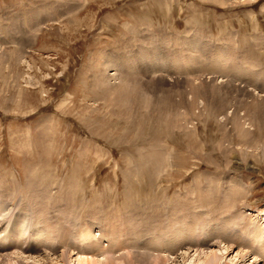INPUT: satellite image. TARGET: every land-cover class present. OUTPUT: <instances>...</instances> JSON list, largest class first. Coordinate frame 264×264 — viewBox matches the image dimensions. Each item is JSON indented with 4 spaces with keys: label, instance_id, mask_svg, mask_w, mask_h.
Here are the masks:
<instances>
[{
    "label": "rangeland",
    "instance_id": "obj_1",
    "mask_svg": "<svg viewBox=\"0 0 264 264\" xmlns=\"http://www.w3.org/2000/svg\"><path fill=\"white\" fill-rule=\"evenodd\" d=\"M108 61L121 71L153 69L155 75L138 77L135 85L147 83L152 101L169 95L178 106L160 140L102 97L101 82L114 73ZM241 101L264 117V0H0L1 219L29 223L33 207L47 224L62 219L73 238L58 244L54 233L55 255L85 247L74 236L90 224L99 243L115 238L134 245L123 251L117 244L105 259H127L153 254L146 244L154 238L165 244L161 228L172 219L207 211L212 225L226 209L239 214L233 233L248 225L236 234L253 247L252 258L264 244L251 232L264 229V163L245 158L236 131L221 125L233 113L243 117ZM212 108H220L219 117L209 114ZM146 111L149 119L164 116ZM261 147L248 152L263 159ZM155 150L162 159L146 162ZM235 163L241 168H231ZM231 192H239L234 208L223 199ZM6 226L0 246L10 241ZM145 226L152 232L140 242L131 232ZM19 239L28 240V233ZM158 253L151 258L168 254Z\"/></svg>",
    "mask_w": 264,
    "mask_h": 264
},
{
    "label": "bare ground",
    "instance_id": "obj_2",
    "mask_svg": "<svg viewBox=\"0 0 264 264\" xmlns=\"http://www.w3.org/2000/svg\"><path fill=\"white\" fill-rule=\"evenodd\" d=\"M224 58H225L224 56L219 57L218 58L219 61L217 62L223 63L225 61ZM16 59H17V56H16ZM108 63L109 61L107 62L106 67L109 69L113 68V70L111 69L110 70L113 71L114 73L109 75V77L105 79V82H103V80L101 82L102 84L104 83V87L100 88V90L102 91V97L105 98L104 100L108 102L110 99H112L111 102L112 103L114 102L118 110L120 108H123L122 110L126 111V113H123V114H128L129 117H132L134 119L136 117V119L140 120V124L142 127L141 129H145V130L147 129L148 131L153 132V135L151 137L152 140H160V137L162 136L160 132L164 130L167 124H169V121L171 119L170 116L173 114L174 107L178 108V106H176L175 103L172 102V99L169 98V95H166L164 99H160V100H155L154 95H153L152 98L154 99V101H152V99L150 98L151 96L146 94L148 91L147 83H141L142 85L140 86L135 85L136 84L135 81L138 80V77H143L147 79L148 75L149 76L150 74L155 75V74H152L153 69L151 71H148L146 70L148 69L147 67L145 68V70L141 68H140L141 70L140 69L135 70V68L131 69L132 67H129L128 71H121L120 69L121 67H117L116 65L115 67L114 65H110ZM109 81L112 82V84L110 83L111 84L110 87L105 84V83H108ZM141 86H143V88ZM242 92L247 95L246 91L243 90ZM195 95H196V92H195ZM100 101H102V98ZM242 102L243 101L240 102L239 109L240 111H243L244 114H243V117L240 119L246 120V123L249 125V127H247V129L244 130L243 122L242 123L240 122L238 115L237 114L235 115V113H233L231 117H229V120L227 122L225 119L222 118L221 125L229 124L230 128H232V131L233 130L236 131L237 133L236 137L239 139L238 142H240L239 145H242L245 147V149H243L245 150L243 151V156H245V158H247L248 160H251L253 165H256V163H260V162H262L263 164L264 156H263V159L262 158L258 159V157H254L253 155H251L250 153L252 152H248V150L249 149L256 150L255 147L257 146V144L261 143V146H262L261 152L262 154H264V117L262 118L260 116L258 106L245 105ZM108 104H110V101ZM218 104L220 108H222L225 106V101L223 103L219 102ZM215 108L210 109L209 111L210 115H214V116L220 115V114H216V111L221 112L220 108H218L217 110H215ZM117 109L114 110V112H117ZM148 109H151V114L152 113L155 114L156 112V113H159V115H161L164 113L165 117L164 116L157 117V115L155 114L157 118L153 117L154 119H149L150 113L146 111ZM136 114H138V117L134 116ZM174 115H176V113H174ZM149 120H152V121L154 120L151 125H149V122H150ZM174 121H171V122H174ZM127 133H129V131ZM254 135L256 136L255 141L253 140ZM230 136L231 135L229 133L228 137L230 138ZM259 147L260 146H258V148ZM159 159H162L161 153L160 151L158 152L157 150L151 151V153H148V155L145 156L146 162H149V161L157 162L159 161ZM227 162L229 164L231 163L229 161ZM240 165L241 164H238V163H235V165L231 164V168L240 169L241 168ZM158 166L159 164L156 166L153 165V167L155 168L156 167L159 168ZM248 168L251 169L252 171L254 170V166L248 167ZM147 175L150 176L149 173ZM239 185L241 187L240 183L236 184V187H238ZM233 192H231L226 198H223L225 200L226 207L234 208L233 206L235 205V201L238 200L237 196L239 192L238 193L237 192L233 193ZM3 203L5 202L3 201L0 202V204H3ZM5 208L7 209V212H8V208L6 204H5ZM171 211H172L171 212L172 214L176 213V211H174L173 209ZM221 211H222V214L220 217L218 216V217L213 218L215 222L212 225L210 224L211 221L206 218L208 217L207 211H199L196 214L184 213L182 214L181 217H178L177 219H174V220L172 219V224H168L169 226H164V228L160 227L161 228L160 234L163 235V239L165 238L167 239L169 237L168 241L166 240L167 243L165 242V244H163L161 240H159L158 238H154L156 239L154 242L152 241L146 244V246L150 248V250L153 251L152 252L153 254L143 253L141 251V253L139 254H142V256L127 255V257L125 256L127 259H125L124 257L116 258V259H110V258L107 259L106 257L105 259L104 258L105 253L106 252L111 253L112 249L115 246H117V244L120 246L121 250L123 249V251L128 248L131 250L134 249V245L132 244L130 247L129 246L127 247V244H131V242L127 241L126 243L124 242L119 243L117 242L118 240H114L115 238L110 239V240L107 239L108 241L106 242V245H104L105 243L103 242L99 243L98 239L93 234L94 231L92 232V229H90V228H93L89 226L90 224H88L87 227L85 228L83 227L82 229L84 230L82 231L79 230L74 236V238L75 237H79L80 239L83 238L82 241H83V245H86L85 247H82V245L78 244L76 246L77 248L73 250H67L66 253L55 255L56 248L50 246V243H49L50 239L51 238L53 239V234L58 233L56 238L58 239V244H62V245L63 244L66 245L67 241L70 240V237L73 236L72 234H71L72 236L69 235V233H67V230L64 229L65 223H62L61 221L62 219L58 217L57 219L53 218V220H51L50 223L47 224L44 217L40 215L41 211L35 207L31 209L30 217L32 220L29 221V223H25L24 221H21L19 219L20 217L19 218L17 217L18 218L17 221H13L14 219H11L12 217L6 221L3 218L1 219V216L3 215L0 214V229L2 227H5V225L7 224L5 232L8 237L6 240H10L9 243H7L6 245L0 246V252L8 251L12 248H16L19 251L15 253L13 256L11 255L10 256L9 255L0 256V264H15V262H17L18 264H179L180 263L179 260H181L183 264H247L249 261L248 259L250 258L249 257L250 255L247 253L248 252L247 249H249L250 252L251 251L253 252V247L250 248L249 245H247L248 244L247 242H245V244L243 245L241 243V238H240L241 236L236 233L241 232L243 235V232L245 230L244 228H246L248 225L246 226L243 225L241 230L239 229V231L233 233L230 230V228H233V227L234 229L238 228L237 220L239 218V214L235 212L228 213L227 212L228 210L226 209H223ZM5 214H8V213H4V215ZM25 214L29 215L28 213H25ZM9 220L11 221L9 222ZM7 222H9V224ZM180 223L183 226L182 229L183 230L185 229V231L183 230L181 231L180 229L181 227H180L178 228V231L174 230L173 232V228L176 225L180 226ZM200 228H202L203 231H201ZM150 232H152L151 226L149 227L145 226L144 230L133 231L131 232V234L132 235L135 234L136 235L135 238L141 242L143 241L141 240V238L144 239L145 237L148 236V233ZM251 232L257 234V235L254 234L255 235L253 236L254 238L257 236H259L260 238L264 237V229H258L255 226L253 227ZM23 233H28V240L19 239V237L23 235ZM102 236H105V238L107 237V235H105L104 232ZM105 238H103V240ZM160 239H162V237H160ZM213 242L215 244H213ZM8 244L11 245L10 248H8ZM45 247L47 249H44ZM140 247L143 248L145 247V245L140 244ZM41 248L43 250H48L49 252L52 253V255L50 253L49 254L46 253L47 251H45V253L42 254ZM194 250L195 252H197L196 254H194L195 253ZM257 250H260V251L257 252ZM257 250H255L254 253H251L253 257L250 258L251 259L250 264H264V244L260 245L259 249ZM148 252L150 251L148 250ZM154 252L166 253V254L168 253V254H167V257L166 256L161 257V255L160 256L157 255V257L152 259L151 256L154 255ZM180 252H182L181 256H178L177 253H180ZM192 252L194 253L191 254ZM144 254H148V255L146 256ZM231 254H234L235 256L233 257L231 256ZM259 254L262 256H260ZM169 255L173 257H169ZM257 257L263 261L262 262L258 261ZM227 258H228V261H227Z\"/></svg>",
    "mask_w": 264,
    "mask_h": 264
}]
</instances>
